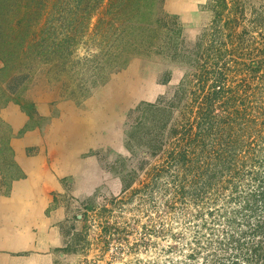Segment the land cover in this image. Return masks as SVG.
I'll return each mask as SVG.
<instances>
[{"label": "trees", "instance_id": "obj_1", "mask_svg": "<svg viewBox=\"0 0 264 264\" xmlns=\"http://www.w3.org/2000/svg\"><path fill=\"white\" fill-rule=\"evenodd\" d=\"M103 1L115 10L113 18H124L123 38H138L128 50H152L147 37L160 32L163 50L172 49L173 58L187 63L171 96L128 114V162L143 170L135 193L159 213L160 232L168 224L182 228L177 240L200 219L184 264L200 257L202 264H264V2L206 0L211 20L183 48L180 25L153 12L160 0ZM5 3L0 0V21L8 18ZM1 26L0 60L7 71L32 46L28 31L12 46ZM120 58L113 59L115 67L122 66ZM17 94L5 101L18 102ZM135 174L131 169L121 177V194L135 183ZM190 209L197 210L189 215Z\"/></svg>", "mask_w": 264, "mask_h": 264}, {"label": "rangeland", "instance_id": "obj_2", "mask_svg": "<svg viewBox=\"0 0 264 264\" xmlns=\"http://www.w3.org/2000/svg\"><path fill=\"white\" fill-rule=\"evenodd\" d=\"M5 1L3 37L18 46L28 31L32 48L25 60L16 59L7 71L0 60V107L18 93L32 126H44L62 115L64 124L66 115L75 112L82 123L87 120L95 127L92 147L82 157L96 158L98 186L85 199L66 201V242L55 264H184L200 219L180 240L179 225L168 224L160 232L159 213L135 193L143 170L137 171L136 161L128 162L124 143L132 121L129 112L171 96L187 73V63L173 58L172 49L163 50L160 32L147 37L154 43L152 50L147 51V45L128 50L138 38H123L124 18H113L115 10L107 1L21 0L17 7L16 0ZM160 1L153 12L162 11L180 25L183 48L211 20L212 14L203 8L206 0ZM247 1L254 6L264 2ZM117 56L122 66L112 64ZM9 131L0 120L1 146H7ZM131 169L137 178L121 194V177ZM195 211L190 209L189 215ZM196 264H202L201 257Z\"/></svg>", "mask_w": 264, "mask_h": 264}, {"label": "crops", "instance_id": "obj_3", "mask_svg": "<svg viewBox=\"0 0 264 264\" xmlns=\"http://www.w3.org/2000/svg\"><path fill=\"white\" fill-rule=\"evenodd\" d=\"M30 118L18 102L0 107L10 130L0 145V264H55L66 242V201L98 186L96 158L82 157L92 147L90 121L73 112L64 124L38 127Z\"/></svg>", "mask_w": 264, "mask_h": 264}]
</instances>
